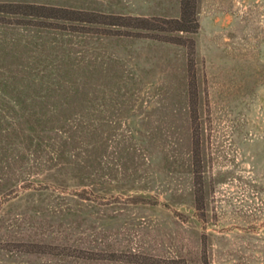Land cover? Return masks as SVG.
Wrapping results in <instances>:
<instances>
[{
  "label": "rangeland",
  "instance_id": "obj_1",
  "mask_svg": "<svg viewBox=\"0 0 264 264\" xmlns=\"http://www.w3.org/2000/svg\"><path fill=\"white\" fill-rule=\"evenodd\" d=\"M180 2L0 0V264H46L25 241L121 264H264V0H195L194 34L24 13L160 24ZM57 120L73 127L54 160Z\"/></svg>",
  "mask_w": 264,
  "mask_h": 264
},
{
  "label": "trees",
  "instance_id": "obj_2",
  "mask_svg": "<svg viewBox=\"0 0 264 264\" xmlns=\"http://www.w3.org/2000/svg\"><path fill=\"white\" fill-rule=\"evenodd\" d=\"M180 15L176 18H162L155 19L160 24H154L151 20L146 17L141 16H124V15H113V14H100L99 12L90 11L87 9H74L66 8L62 6H48L39 5L42 12L37 11L33 13L24 12L32 16H36L43 19L52 20H67V21H79L83 23H97L103 24L108 28H120V29H130L137 31H158L166 35L169 32H183V33H196L199 28L198 18H197V8L195 0H181ZM16 7V6H15ZM23 8H35L31 4H25L24 6H17ZM130 20H134L131 22ZM129 31V30H128ZM156 37V36H153ZM159 39L167 42H175L173 37L162 36ZM47 121H35L31 130L33 133H37V130L44 131L47 130ZM70 120H57L55 126L48 128L59 134L60 140L53 139V143H50V148L55 147L52 151V159L56 160L58 158L62 159L64 154L65 146L68 143V139L72 137L68 131L72 129ZM38 131V132H39ZM39 140L35 141L38 144ZM42 144V142H41ZM48 146V144H45ZM48 146V147H49ZM34 161L38 162V158H34ZM27 248L23 250L24 253L37 254L39 256H45L46 264H87L88 262L98 261L106 263L121 264L122 260L116 258L115 252H109L107 255H101L99 257L94 256V251L90 249H76L67 245H54L51 243L39 244L33 241L22 242ZM109 255V256H108ZM134 255V254H133ZM132 261V260H130ZM128 261V262H130ZM92 264V263H91ZM131 264H151L147 261L142 260L141 262L133 261ZM203 264H209L207 255L204 252V262Z\"/></svg>",
  "mask_w": 264,
  "mask_h": 264
}]
</instances>
